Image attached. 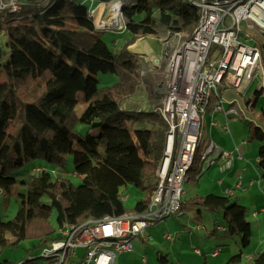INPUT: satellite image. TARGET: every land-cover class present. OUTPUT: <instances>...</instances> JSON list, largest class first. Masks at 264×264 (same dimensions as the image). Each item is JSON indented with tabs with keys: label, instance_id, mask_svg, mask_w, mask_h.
I'll use <instances>...</instances> for the list:
<instances>
[{
	"label": "trees",
	"instance_id": "trees-1",
	"mask_svg": "<svg viewBox=\"0 0 264 264\" xmlns=\"http://www.w3.org/2000/svg\"><path fill=\"white\" fill-rule=\"evenodd\" d=\"M111 1L115 0H94L96 4ZM120 1L125 5V30L131 34L127 45L141 37H153L159 43L168 32H180L188 39L200 16L199 8L185 0ZM21 8L9 12L7 46L11 53L7 62H2L5 51L0 42V189L11 191L16 172L29 160L64 165L69 154L82 182L75 184L67 176L55 178L48 169H33L22 180L28 189L20 194L15 216L7 220L0 216V249L27 239L36 240V248L60 237L56 225L128 213L123 189L129 184L147 192L132 210L144 211L157 185L168 128L153 105L140 110L123 106V98L141 84L137 54L128 46L114 49L104 40L106 29L97 28L90 18L89 2L25 0ZM260 40L264 60V39ZM99 72H116L120 79L113 86L99 87ZM162 79V73L154 74L152 86L147 85L145 91ZM32 81V91L26 95ZM260 98L264 99V87L247 104L255 107ZM80 102L87 105L78 114ZM258 118L261 124L250 122L248 131L249 139L260 141L257 163L264 178V107ZM81 123L90 128L77 138ZM149 123L151 127H143ZM45 195L49 202L44 201ZM190 201L198 207L197 215L201 207L220 212L227 235L240 233L243 245L249 244L248 207L232 194L209 192ZM29 259L22 264H46ZM158 259L169 261L164 254ZM240 261L238 253L225 264ZM247 264H264V251L254 253Z\"/></svg>",
	"mask_w": 264,
	"mask_h": 264
},
{
	"label": "built area",
	"instance_id": "built-area-1",
	"mask_svg": "<svg viewBox=\"0 0 264 264\" xmlns=\"http://www.w3.org/2000/svg\"><path fill=\"white\" fill-rule=\"evenodd\" d=\"M38 1L43 4L50 2ZM84 1L89 2V16L97 28L106 29L114 25L119 30H125L126 23H119L120 12L125 8L123 1L98 4L94 0ZM185 1L200 10L193 34L185 39L180 32H168L160 39L161 47L156 52L152 51L150 58L151 69L155 66L160 68L162 61L166 60L162 67L163 79L159 82L163 96L152 109L168 128L164 155L157 167V185L147 208L142 212L107 215L79 224L58 226L60 237L48 241L41 251L46 264H64L65 261L72 264L80 247L85 249L80 264H113L118 254L134 250L133 238L145 237L150 225L172 214H182L184 182L188 180V173L197 158L201 173L219 159H223V169L230 167L234 158L244 159L234 150L223 149L213 139L202 142V115L212 105L214 111L224 113L227 119L237 120L243 111L236 101L228 102L219 88L243 94L257 74H260L264 87V60L260 44L264 34V0ZM24 2L0 0V15L5 9L18 11ZM113 4L119 5L116 20H108L104 24V13L100 14V11L103 9L109 14ZM213 44H218L220 50L211 56ZM138 55L143 57L142 53ZM211 123L218 125L216 121ZM220 127L223 131H230L228 123ZM235 150L239 151L238 145ZM46 169L39 166L34 171ZM234 187L246 189L242 178ZM235 188L227 190L228 194H233ZM164 237L173 238L169 232ZM196 251L200 252L199 249ZM217 253L215 250L213 255ZM142 261L146 262V258L143 257Z\"/></svg>",
	"mask_w": 264,
	"mask_h": 264
},
{
	"label": "rangeland",
	"instance_id": "rangeland-1",
	"mask_svg": "<svg viewBox=\"0 0 264 264\" xmlns=\"http://www.w3.org/2000/svg\"><path fill=\"white\" fill-rule=\"evenodd\" d=\"M86 3L88 4V2ZM102 13H104V19H107L109 14H106L101 9L100 14ZM120 13L121 21L119 23L124 25L126 23L124 9ZM8 18L9 11L5 9L0 15V40H2V46L5 51L2 62H7L11 53L10 48L7 46ZM102 37L111 47L118 50L129 47L134 43L139 44V48L131 46L130 48L127 47V49L137 54V61L141 70V84L135 93L123 98V101H121L123 106L132 110H140L143 107L151 109L152 105L159 104L163 96L162 88H159L157 84L160 82L159 80L149 91H145L147 85L150 84V80H152V76L162 73L163 67L161 65L160 68L151 69L150 58L153 53L148 49H143L144 46H149L148 40L141 37L136 39L134 43L127 45L130 42L131 34L126 30H119L114 25L107 26L106 31L102 32ZM147 38L150 39V37ZM262 39H264V34ZM160 47L161 42H159ZM218 50H220V46L213 44L210 55L212 56ZM139 53H142L143 57L139 56ZM143 69H145V73H142ZM96 78L98 79L99 87H108L116 84L120 79V75L116 72H99ZM33 86L34 82L32 81L26 89V95L31 93ZM150 86L152 85L150 84ZM262 86L261 76L257 74L243 94L236 93L232 89L223 91V87L219 88V92H223L228 102L236 101L243 111V114L237 120L227 119L224 113L225 119L223 121L218 118V115H216V118L214 116L218 124H229V132H224L218 125L211 124V121L214 120L212 119V105L207 107L206 112L202 115V142H208L213 139L224 147H227L226 144L232 142L233 145L228 146V149L222 147L229 151H231L230 148H235L239 144V151H236V154L240 153L245 161L252 158L255 163L249 176L245 174L237 175L231 171V168H226L225 171H222L224 169L221 166L222 162L219 160L201 173L199 169L200 162L197 158L188 173V180L184 182V199L186 203L182 206L183 213L179 215L172 214L150 225L146 229L145 237L138 236L133 238L134 251L118 254L115 264H225L232 255L238 253H241L239 264H247L254 253L264 251V211H262V208H264V178L261 177L262 169L257 166V153L260 141L249 139L248 131L250 122L261 124L258 116L264 107V99L260 98L255 107L247 104L248 98H254L256 90H259ZM86 105L85 102H80L76 106V112L81 114ZM143 127H151V124H145ZM89 128L88 124H79L75 137H84ZM233 139L239 143L235 145ZM75 146L79 147V143H75ZM73 158V155L69 154L64 165L46 162L40 158L26 162L16 172L17 182L13 189L11 191L0 189V216L6 220L15 216L21 199L20 194L26 193L28 189V185L23 183L22 180L27 179L28 175L37 166L46 167L55 178L67 176L73 183H81L82 178L75 173ZM220 178H223L222 184L218 183ZM240 178L246 183L247 189H236L237 194L233 197L238 198L241 203L248 207L247 216L252 224V235L248 245H243L240 233L236 232L233 235H227L223 229L226 220L220 212L201 207V212L197 215L198 207L190 201L196 195H204L209 192L228 194L225 189L234 187ZM250 181H253V184H250ZM123 191L128 196L125 200L128 212L134 209L140 198L147 195V192L141 187L132 184H129ZM43 199L46 202L50 201L48 195H45ZM52 222L55 224L54 217H52ZM57 230L58 225H56ZM167 232L172 235V239L164 237ZM36 243V240L27 239L21 241L19 245H10L1 249L0 262L3 264H17L33 258L37 263H45L46 259L41 256V251L45 244L35 248L34 245ZM196 249H199L200 252L198 253ZM215 250L218 251V256L213 255ZM84 253V248H78V256H82ZM160 254L167 256L169 261L161 263L158 259ZM143 257L146 258L147 262L142 261ZM66 264H69V262L67 261ZM73 264H80V258H74Z\"/></svg>",
	"mask_w": 264,
	"mask_h": 264
},
{
	"label": "crops",
	"instance_id": "crops-1",
	"mask_svg": "<svg viewBox=\"0 0 264 264\" xmlns=\"http://www.w3.org/2000/svg\"><path fill=\"white\" fill-rule=\"evenodd\" d=\"M147 39V38H146ZM148 40V39H147ZM150 41V42H149ZM148 42H149V48H150V52H152V51H154V52H156L157 50H158V48H159V43H158V41H156V39L155 38H153V37H151V39L150 40H148ZM135 44V43H134ZM134 44H132V45H134ZM132 45H130L128 48H130ZM144 49H146V48H144ZM249 105H251V104H249ZM213 109V108H212ZM216 115H218V118L221 120V121H223L224 119H225V116H224V114L222 113V112H217V111H214L213 110V112H212V119H214V120H212V121H216ZM214 116H215V118H214ZM211 121V122H212ZM217 122V121H216ZM212 124V123H211ZM213 125V124H212ZM219 125V127L221 126V125H223L222 123L221 124H218ZM218 132H219V130L217 129V128H215ZM224 132H226V131H224ZM232 134V133H231ZM233 141H235V145L237 144V143H239V142H236V140H234L233 139ZM220 145V144H219ZM231 145H233L232 144V142L231 143H229V144H226V146L228 147V146H231ZM238 145V147H239V144H237ZM221 147H224V146H221ZM227 147H224V148H226V149H228ZM235 148H236V146H235ZM235 148H230L231 150H234V152H235V154H236V151L237 150H235ZM225 149V150H226ZM219 161H221L222 162V164H221V166L224 164V162H223V159H219ZM258 164V163H257ZM255 165V163L252 161V158H249V159H247L246 161L244 160V159H239V158H234V160L232 161V164H231V166L230 167H227V168H231V171L232 172H235L237 175L238 174H245V175H247V176H249V173H250V171L252 170L253 171V169H252V166H254ZM258 166V165H257ZM221 170H222V168H221ZM226 170V168H224V170H222V171H225ZM262 174V173H261ZM81 177V176H80ZM248 178H250V177H248ZM218 183L219 184H222L223 183V178H220L219 180H218ZM245 185H246V183H245ZM232 188H235V187H232ZM231 189V188H230ZM229 188L228 189H225L226 191L227 190H230ZM236 189H238V188H235V190ZM246 189H247V185H246ZM245 189V190H246ZM244 190V189H243ZM228 193V192H227ZM236 194H237V190L236 191H234V193L232 194L233 196H236ZM238 199V198H237ZM185 201V199H184V197H183V202ZM130 212H132V211H130ZM183 213V212H182ZM195 217H197V216H195ZM150 227V226H149ZM134 245V244H133ZM135 248V247H134ZM78 250V249H77ZM125 253H127V252H125ZM122 254V253H121ZM216 256H218V255H216ZM251 256V255H250ZM74 258H80V260H81V256H78V254L76 255V256H74L73 257V260H74ZM117 259V258H116ZM115 262H116V260H115ZM115 262L113 263V264H115ZM147 262V261H146ZM72 264H73V261H72Z\"/></svg>",
	"mask_w": 264,
	"mask_h": 264
},
{
	"label": "bare ground",
	"instance_id": "bare-ground-1",
	"mask_svg": "<svg viewBox=\"0 0 264 264\" xmlns=\"http://www.w3.org/2000/svg\"><path fill=\"white\" fill-rule=\"evenodd\" d=\"M118 8H119V5H118V4H113V5L109 8V10H108L109 15L107 16V19H105L104 24H107L108 20H112V22L116 20V16H117V10H118ZM137 44H138V43H135V44L132 45V46H133V47H138V48H139V44H138V45H137ZM144 48L150 50L149 47L144 46L143 49H144ZM134 53H135V52H134ZM150 63H151V62H150ZM165 63H166V60H163L162 63H161V65L164 67V64H165ZM150 65L152 66V63H151ZM161 65H160V66H161ZM155 68H156V66H155Z\"/></svg>",
	"mask_w": 264,
	"mask_h": 264
}]
</instances>
